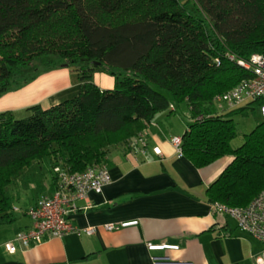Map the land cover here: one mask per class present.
Here are the masks:
<instances>
[{
	"label": "trees",
	"instance_id": "trees-1",
	"mask_svg": "<svg viewBox=\"0 0 264 264\" xmlns=\"http://www.w3.org/2000/svg\"><path fill=\"white\" fill-rule=\"evenodd\" d=\"M254 53L264 56V0H0V95L61 66L82 83L76 96L31 105L23 118L0 112V218L12 220L6 187L33 162L70 172L105 163L110 145L181 104L192 118L183 156L196 167L232 158L207 201L246 205L264 189V121L233 148V118L264 97L225 111L213 98L253 77L236 60ZM94 72L114 86L99 88Z\"/></svg>",
	"mask_w": 264,
	"mask_h": 264
},
{
	"label": "crops",
	"instance_id": "crops-1",
	"mask_svg": "<svg viewBox=\"0 0 264 264\" xmlns=\"http://www.w3.org/2000/svg\"><path fill=\"white\" fill-rule=\"evenodd\" d=\"M92 82L111 89L115 79L94 72ZM81 88L76 74L61 66L1 94L0 112L25 113L34 104L48 108L76 96ZM191 121L189 108L175 105L172 110L157 112L138 132H145L144 147L132 143L137 133L107 148L105 164L111 182L101 193L89 192L86 199L76 200L77 209L69 215L79 228L94 227L91 235L68 233L29 248L16 244L15 252L9 253L4 243L30 226L26 210L39 196L50 195L56 188L52 170L40 161L47 174L43 173L38 194L22 206L12 203L11 221L0 218V264H153V255L191 264H250L262 250L261 242L206 199V188L232 158L223 156L196 167L177 156L170 143V137L182 136ZM123 221L137 223L115 230L103 226ZM162 243L177 248L149 247Z\"/></svg>",
	"mask_w": 264,
	"mask_h": 264
},
{
	"label": "built area",
	"instance_id": "built-area-1",
	"mask_svg": "<svg viewBox=\"0 0 264 264\" xmlns=\"http://www.w3.org/2000/svg\"><path fill=\"white\" fill-rule=\"evenodd\" d=\"M232 60L234 57L229 55ZM237 63L252 72L253 77L241 80L231 89L217 94L213 98L215 108L225 111L236 108L248 100L264 97V56L251 54L248 59H237ZM218 63V60H216ZM261 116L264 119V104L260 106ZM198 115L196 119H202ZM170 143L174 147L177 156H183L181 150L182 137L171 136ZM132 143L144 147L146 145L145 132L138 133ZM158 153L159 151L156 150ZM56 188L50 195L39 196L35 203L26 210L30 219V226L16 233L12 240L4 243L6 251L14 253L16 244L29 248L40 244L49 238H61L68 233H85L91 235L94 227L79 228L73 224L69 215L77 209L76 200L86 199L89 192L101 193L104 186L111 182V176L105 163L89 165L81 172H70L60 165L52 167ZM217 212L232 217L242 231L255 237L262 244V250L255 255L250 264H264V189L244 206H229L220 202L213 203ZM136 221H123L106 223L104 228L115 230L128 225L136 224ZM176 249L177 245L162 243L149 247ZM153 264H191L190 262L175 261L169 256L153 255Z\"/></svg>",
	"mask_w": 264,
	"mask_h": 264
},
{
	"label": "rangeland",
	"instance_id": "rangeland-1",
	"mask_svg": "<svg viewBox=\"0 0 264 264\" xmlns=\"http://www.w3.org/2000/svg\"><path fill=\"white\" fill-rule=\"evenodd\" d=\"M155 88L168 94V92L159 87L155 86ZM24 116V112L14 114L15 118H23ZM233 120L237 129V133L231 141V146L233 148L238 147L242 143L244 133H248L252 130L258 122L264 121L261 116L260 108L250 110L246 115H235ZM42 162H33L34 164L32 163L31 166L26 168L17 180L14 179L7 185L6 192L12 198V203L16 204V206L25 204L24 202L36 196L42 188L41 186L44 180L43 173L45 175L47 174V167Z\"/></svg>",
	"mask_w": 264,
	"mask_h": 264
}]
</instances>
